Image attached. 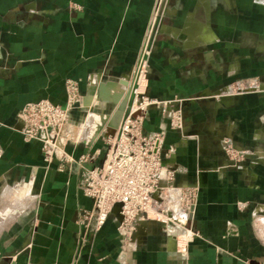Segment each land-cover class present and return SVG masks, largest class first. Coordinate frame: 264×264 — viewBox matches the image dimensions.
Instances as JSON below:
<instances>
[{
  "label": "crops",
  "instance_id": "0c3cea01",
  "mask_svg": "<svg viewBox=\"0 0 264 264\" xmlns=\"http://www.w3.org/2000/svg\"><path fill=\"white\" fill-rule=\"evenodd\" d=\"M154 5L0 0V264H264V92L216 98L234 80L264 76V0H210L207 10L201 0H169L162 27L186 37L161 29L153 45L147 96L186 101L181 130L152 106L144 131L165 130L163 160L175 169V184L198 188L192 238L176 225L151 223L134 247L114 216L91 234L79 223L93 204L79 167L45 162L40 142L20 132L23 106L63 104L67 78L86 93L92 76L111 82L131 74ZM192 16L207 34L185 33ZM66 149L75 157L99 150L98 164L105 144Z\"/></svg>",
  "mask_w": 264,
  "mask_h": 264
},
{
  "label": "built area",
  "instance_id": "2783aa9c",
  "mask_svg": "<svg viewBox=\"0 0 264 264\" xmlns=\"http://www.w3.org/2000/svg\"><path fill=\"white\" fill-rule=\"evenodd\" d=\"M95 76L99 79L98 75ZM93 78H89L88 85L93 83ZM65 90L63 104L48 99L25 104L19 112L20 132L25 141L40 142L45 162L57 159L79 167L80 187L93 202L90 210H81L79 223L86 228L91 227V234H95L109 217L114 216L125 243L134 247L137 240L147 236L151 223H158L163 228L176 225L192 238L194 233L190 222L198 188H183L175 184V169L163 160L165 130L144 131L152 106L164 109L170 129L181 130L184 100H156L130 87L127 111L119 125L114 130L104 127L101 137L105 149L101 162L97 164L99 150L75 157L66 149L71 142L66 128L71 124L73 113L82 111L87 92L83 94L79 80L74 78L65 80ZM227 151L233 152L231 148Z\"/></svg>",
  "mask_w": 264,
  "mask_h": 264
},
{
  "label": "rangeland",
  "instance_id": "374dc122",
  "mask_svg": "<svg viewBox=\"0 0 264 264\" xmlns=\"http://www.w3.org/2000/svg\"><path fill=\"white\" fill-rule=\"evenodd\" d=\"M169 0H155V5L153 9V15H152V21L149 26V29L147 31V34L145 35L143 45L140 50V55L138 58V61L136 62L134 69L131 74L126 75L122 79H116L117 81L115 83V88L118 90H125V89H130V86H134L133 88L137 90V92H142V94L147 96V85H148V80H149V60L152 55V50H153V45L155 42V39L157 37V34L160 32L161 29L167 30V32L172 33L174 36L180 37L183 39V35L185 34H177L174 30V28H163L162 26L165 25L164 19L167 17L166 9H167V4ZM185 41V40H184ZM264 50V49H263ZM143 57V58H142ZM135 72L136 77H133ZM94 80L91 85L88 87V94L84 98V105L82 108V111H76L79 112V115L76 117L86 114L88 115L89 112L91 113H99V115H105V114H111V110L113 109V106L115 105L114 101L109 99L105 95L107 84L109 81H102L101 79H98V77L93 76ZM133 77V78H132ZM136 79V80H135ZM124 81L125 84H123L120 81ZM114 81V82H115ZM137 82V83H136ZM132 83V84H131ZM117 84V85H116ZM130 84V85H129ZM129 87V88H128ZM140 88V89H139ZM81 89V88H80ZM99 90V93H98ZM264 92V76L262 78L258 77H246V78H240L237 80H234L229 84L227 88L222 90V92H219L216 95V98L219 99V101L224 102L225 100L229 98H233L234 96H238L240 94H245V93H251V92ZM94 93V94H93ZM85 94V92H83ZM98 97V98H97ZM93 98V99H92ZM214 98V97H213ZM89 101H88V100ZM186 101V100H184ZM182 102V105L185 102ZM107 103V104H106ZM111 103V104H110ZM113 105V106H112ZM85 107V108H84ZM78 110V109H77ZM89 111V112H88ZM83 116V115H82ZM112 116V115H111ZM80 118V117H79ZM77 120V119H76ZM79 122V124H78ZM78 128H72V133L71 135V142L68 143L72 145H86L89 141L90 138L95 132L96 127L94 125H80L81 121H75ZM101 134V133H100ZM99 134V138H97L98 142L102 141V135ZM82 138L85 140H82ZM237 153L236 151H233L231 155H234ZM238 157V156H237Z\"/></svg>",
  "mask_w": 264,
  "mask_h": 264
},
{
  "label": "bare ground",
  "instance_id": "6f19581e",
  "mask_svg": "<svg viewBox=\"0 0 264 264\" xmlns=\"http://www.w3.org/2000/svg\"><path fill=\"white\" fill-rule=\"evenodd\" d=\"M201 3L203 4L204 8L207 10L208 9V5L210 3V0H201ZM199 29V31H201V34H207V31L209 30V27L206 23L204 24H201V23H197V21H195L194 17L192 16L189 20V23H188V28L187 30L185 31V33L188 35V31L189 30H193V29ZM183 34V33H182ZM192 34V33H191ZM186 37V35H185ZM143 58V57H142ZM97 77V76H96ZM133 78V77H132ZM136 80V79H135ZM117 82V81H115ZM115 82L114 81H111L107 84V88H106V92H105V95L107 97H109V99L113 100L115 103V105L113 106V109L111 110V114H105L104 116L103 115H99V113H90L89 111V114L88 115H84L82 114L80 116L79 119H77V121H81L80 125H94V127H96V130L95 132H93L91 138H90V141L93 140L95 137L97 138L100 135H104V127L110 122L111 120V115L112 113L117 109V106L118 104L120 103V101L124 98V96L126 95V93L128 92V89H125V90H118L117 88H115ZM137 83V82H136ZM94 84V83H93ZM132 84V83H131ZM117 85V84H116ZM130 85V84H129ZM131 87V86H130ZM134 87V86H133ZM129 88V87H128ZM140 89V88H139ZM98 93H99V90H98ZM94 94V93H93ZM87 96V95H86ZM85 96V97H86ZM84 97V98H85ZM98 98V97H97ZM93 99V98H92ZM88 100V99H87ZM89 101V100H88ZM107 104V103H106ZM111 104V103H110ZM83 105H84V100L82 102V107L81 109L83 108ZM85 108V107H84ZM75 113H73L72 117H71V124L66 128V131L69 132V135L70 133H72V128H75L77 129L79 126V122L78 124L75 123L74 121V117H75ZM71 137V135H70ZM95 138V139H96ZM94 139V140H95ZM82 140H84L82 138ZM85 141V140H84ZM89 142V141H87ZM92 142V141H91ZM23 187V186H22ZM23 189V188H22ZM21 189V191H22ZM30 193V192H29ZM27 206V205H26ZM1 208V207H0ZM183 218H184V215H183Z\"/></svg>",
  "mask_w": 264,
  "mask_h": 264
},
{
  "label": "water",
  "instance_id": "95a60500",
  "mask_svg": "<svg viewBox=\"0 0 264 264\" xmlns=\"http://www.w3.org/2000/svg\"><path fill=\"white\" fill-rule=\"evenodd\" d=\"M121 82L123 84H125L124 81L121 80ZM129 98H130V90L126 93V95L124 96V98L120 101V103L118 104L117 106V110H115L113 113H112V116H111V121H115L119 118L120 114L123 112V114L127 111V107H128V104H129ZM112 124V122H109V124ZM117 207L118 205L116 206L115 210H117Z\"/></svg>",
  "mask_w": 264,
  "mask_h": 264
}]
</instances>
